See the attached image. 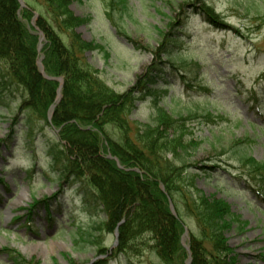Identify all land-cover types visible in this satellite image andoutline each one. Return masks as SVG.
Returning a JSON list of instances; mask_svg holds the SVG:
<instances>
[{
  "label": "rangeland",
  "instance_id": "rangeland-1",
  "mask_svg": "<svg viewBox=\"0 0 264 264\" xmlns=\"http://www.w3.org/2000/svg\"><path fill=\"white\" fill-rule=\"evenodd\" d=\"M205 1L224 26L206 20L200 9L206 4L199 0H127L122 22L130 40L109 20L110 0H82L72 10L90 19L77 32L108 52L88 53L89 62L111 88L132 91L131 121L147 123L157 104L171 113H196L188 123V138L198 144L189 164L200 173L193 197L227 200L240 227L227 234L228 242L240 263L264 264L263 182H253L242 161L246 155L264 163V0ZM169 35L176 38L173 52L187 56L185 69L197 62L202 67L187 81L165 63V54L159 55ZM155 65L166 71L150 80ZM14 123V114L0 106V264H14L5 249L17 252L25 264H163L148 236L135 250H116L118 230L103 227L100 207L86 206L80 185L52 171L44 149L56 137L54 130L46 129L29 144L20 127L11 133ZM33 202L40 204L29 208ZM170 202L185 226L187 264L190 235L198 234V226L183 194Z\"/></svg>",
  "mask_w": 264,
  "mask_h": 264
},
{
  "label": "trees",
  "instance_id": "trees-1",
  "mask_svg": "<svg viewBox=\"0 0 264 264\" xmlns=\"http://www.w3.org/2000/svg\"><path fill=\"white\" fill-rule=\"evenodd\" d=\"M77 2L82 0H25L22 8L19 0H0V106L14 114L11 133L20 127L30 144L45 136L46 129L55 131L56 137L44 149L52 171L60 180L80 185L78 193L86 206L100 207L103 227L118 230L116 250H135L137 242L148 236L163 264H186L185 226L181 215L170 209V199L181 193L186 211L198 226V234L192 233L189 240L191 264H242L228 242L227 234L240 228L235 226L231 205L222 198L193 197L191 191L200 174L189 164L198 144L188 138V123L196 113H171L157 104L147 123L131 121L132 91L111 88L88 60L90 52L100 50L107 56L108 52L77 32L90 22L89 17L75 15L72 6ZM109 3V20L116 33L130 40L122 22L127 0ZM200 9L209 23L224 26L209 5ZM40 33L45 38L41 50ZM168 38L159 55L165 54V63L187 81L191 71L202 67L197 62L185 69L187 56L174 53L176 38ZM40 58L46 76L63 80L51 119L49 110L56 103L60 81L44 76ZM150 70V80L166 71L159 65ZM242 161L249 168L248 177L264 187V163L246 155ZM213 168L219 173L218 166ZM39 204L33 202L29 208ZM5 250L12 263L25 264L17 252Z\"/></svg>",
  "mask_w": 264,
  "mask_h": 264
},
{
  "label": "water",
  "instance_id": "water-1",
  "mask_svg": "<svg viewBox=\"0 0 264 264\" xmlns=\"http://www.w3.org/2000/svg\"><path fill=\"white\" fill-rule=\"evenodd\" d=\"M19 2L21 3V5L22 6H24V3H23V1L22 0H19ZM41 41H40V44H39V47H38V49H42L41 47H42V41L44 40V38H43V35L41 34ZM38 64H39V66H40V70H42V73L44 74V76L46 77V78H50V79H54V80H58V81H60L61 82V85H60V88H59V91H58V97H57V99H56V103H58L59 102V100H60V97H61V87H62V84H63V80H62V78H59V79H55V78H52V77H48V76H46L45 75V72H44V70H43V63H42V60L40 59L39 60V62H38ZM55 106H56V104H54V105H52L51 107H50V114H49V119H51V116H52V114H53V110H54V108H55ZM171 210H172V212L174 213V209H173V204H172V207H171ZM175 215H176V213H174ZM118 235V234H117ZM185 235V234H184ZM183 240H184V238H183ZM187 248H189L188 246H187ZM191 263V257L189 258V260L187 261V264H190Z\"/></svg>",
  "mask_w": 264,
  "mask_h": 264
}]
</instances>
